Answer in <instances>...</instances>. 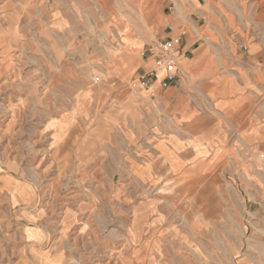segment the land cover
<instances>
[{
	"label": "rangeland",
	"instance_id": "374dc122",
	"mask_svg": "<svg viewBox=\"0 0 264 264\" xmlns=\"http://www.w3.org/2000/svg\"><path fill=\"white\" fill-rule=\"evenodd\" d=\"M127 1L0 0V264H264L255 149L264 134V0H151L152 20ZM171 26L199 53L200 67L183 61L180 108L134 86L146 43ZM217 73L245 81V96L224 104L230 110L199 92ZM192 109L210 123L190 129L179 113ZM101 127L113 133L102 146L112 161L80 171L78 148ZM76 129L61 176L56 151ZM175 150L190 156L173 160ZM148 172L161 176L156 185L141 180ZM190 178L198 199L180 190ZM110 179L121 198L105 194Z\"/></svg>",
	"mask_w": 264,
	"mask_h": 264
},
{
	"label": "crops",
	"instance_id": "0c3cea01",
	"mask_svg": "<svg viewBox=\"0 0 264 264\" xmlns=\"http://www.w3.org/2000/svg\"><path fill=\"white\" fill-rule=\"evenodd\" d=\"M96 2L102 6V7H108L110 0H96ZM128 7L130 9H132V11H134V7L135 5L138 4L139 6V10L141 11V13H145L146 17L150 20L153 19V5H152V1L151 0H128ZM151 5V7L147 10V11H143L142 8L144 5ZM5 6H7V3L5 4ZM137 6V7H138ZM182 10H173L171 12V15L174 18V21L176 23L181 24L183 21V18L180 17L181 14L182 16L185 15L181 12ZM196 13L201 12L199 8H195ZM199 14V13H198ZM190 18H192V20L196 19L195 14H191ZM191 20V19H190ZM193 23V22H190ZM124 32H126V34H131V29L129 27V24L126 23V25L123 27L122 29ZM174 33V27L171 26V31L167 33V37L168 36H172ZM159 38H166V37H159ZM183 47L185 50L184 55L181 58L180 61V71H179V77L178 79L169 87L167 88H163L161 86L160 80H157L151 89H144V90H153L156 92V95L154 96V98L160 100V101H166L168 102L170 105L176 107V108H180V106L184 103V101H187L188 98V94H186V92H188L182 85L183 83V74H184V68H183V61H186L187 66L191 69H196L198 67H200L199 63H198V55L199 53L194 52V45L191 44L188 40V34H186L183 37ZM187 53H189L190 55L186 56ZM147 64L145 63L144 60V65L142 66V68L146 67ZM141 68V69H142ZM141 69L139 70V72L141 71ZM203 69V68H202ZM248 69L243 68V70ZM201 70V69H200ZM213 71H231L234 70V68L227 66H223L220 67L219 65H216L212 68ZM66 71V69H65ZM138 72V73H139ZM72 74V73H71ZM69 72H65L64 76H68ZM99 77V76H98ZM162 77V76H161ZM60 80H66V77H64L63 79ZM59 80V81H60ZM101 82V79L99 77V81L95 82V84L99 85ZM62 85L65 88H70V86L68 85V83H62ZM245 81L242 83L236 82L233 75H229V74H222V73H217L214 74V79L208 80L206 81V84L203 88H201L199 90V92L203 95H205V97L207 99H209L210 102L214 103L216 106L217 110H230L229 106H224L225 103H229L230 101H234V99L236 98V96H245ZM102 99L98 100V112L101 113L102 112V108H103V103L105 102V99L103 97H101ZM79 99V98H78ZM38 101V99H36ZM80 100H81V96H80ZM237 100V98L235 99V101ZM227 101V102H226ZM119 102V100L116 101V103ZM193 103V102H192ZM82 109H89V104L87 102V100H83L82 102ZM181 117L183 118H188V119H192V121L188 122V127L190 129H196L198 127V125H200L202 122L200 120H206L205 123L209 124L210 120H207L209 118H204L199 116L198 118H194L196 116V112L194 109H192L191 111H184L181 110V112L179 113ZM192 117V118H190ZM134 119V115L130 112L129 113V119L126 120V123L128 121L133 122ZM102 128V127H101ZM77 133V137L76 134ZM82 135V131L76 129L74 132L70 131V133L68 134V137L63 141V143L58 146V150L56 151V156L55 159L58 161L59 165H60V173L61 176H63V174L66 173L65 170H63V168L67 165H69V161H72L71 158V150L72 148H74L75 146V141L79 140V137ZM91 135V137H90ZM113 133H106L105 130L102 128V131L100 130L98 133H94L91 132L90 134H86V139L83 141V146L78 148V153L77 156L78 158L76 159V162L78 161V166L79 167H86V169H80V171L86 172L87 168H91L92 166L94 167H101L103 166V161H106L108 159V157L110 156L111 161L113 158V152H107V147L103 146L104 144V140H107L108 137H112ZM257 140V139H256ZM86 145V146H85ZM256 148L255 149H261L260 151H258V154L261 158V160L264 162V134L260 135L258 138L257 143L255 144ZM104 148V149H103ZM176 149V148H175ZM190 156L189 153L186 152H177V150L172 152V156L170 155L169 157H171V159H175V160H183L186 159ZM186 167V166H185ZM187 167L185 170V174L186 172H193L194 171V167ZM86 174V173H85ZM85 174H82L83 178H85ZM187 175H190V173H187ZM189 177V176H187ZM87 178V175H86ZM161 178V176H157V177H152V172H148L146 175L141 176V180H143L144 182H152L155 185L157 184L156 182L159 181ZM83 180V179H82ZM87 180V179H86ZM164 181H166L167 179H163ZM199 180L198 179H194V178H190L185 180V184H183V186L180 188L181 192L184 191H191V196L190 199H198V194L195 190L197 183ZM104 183V180L102 181ZM109 186L111 187V189L107 190V192L105 194H113L112 193L114 191V185L112 184L113 180L110 179L108 181ZM115 198H121V195L118 194L116 192V194L114 195ZM208 209V208H207ZM206 209V210H207ZM140 209H136L135 210V219H134V223L132 224V229H135L136 224H138V211ZM211 213L213 214H218V210L217 207L215 205L210 206V210Z\"/></svg>",
	"mask_w": 264,
	"mask_h": 264
},
{
	"label": "built area",
	"instance_id": "2783aa9c",
	"mask_svg": "<svg viewBox=\"0 0 264 264\" xmlns=\"http://www.w3.org/2000/svg\"><path fill=\"white\" fill-rule=\"evenodd\" d=\"M186 30L166 38H154L146 43L142 56L147 64L142 68L134 80V86L151 89L160 80L161 86L167 88L179 77L180 61L185 53L183 37ZM162 76V77H161ZM156 95L151 91V96Z\"/></svg>",
	"mask_w": 264,
	"mask_h": 264
},
{
	"label": "bare ground",
	"instance_id": "6f19581e",
	"mask_svg": "<svg viewBox=\"0 0 264 264\" xmlns=\"http://www.w3.org/2000/svg\"><path fill=\"white\" fill-rule=\"evenodd\" d=\"M94 81L98 82L99 81V77L98 76L94 77Z\"/></svg>",
	"mask_w": 264,
	"mask_h": 264
}]
</instances>
